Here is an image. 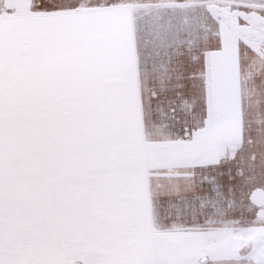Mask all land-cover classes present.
<instances>
[{
	"label": "snow or ice",
	"instance_id": "6c2138e0",
	"mask_svg": "<svg viewBox=\"0 0 264 264\" xmlns=\"http://www.w3.org/2000/svg\"><path fill=\"white\" fill-rule=\"evenodd\" d=\"M0 264H264V0H0Z\"/></svg>",
	"mask_w": 264,
	"mask_h": 264
}]
</instances>
